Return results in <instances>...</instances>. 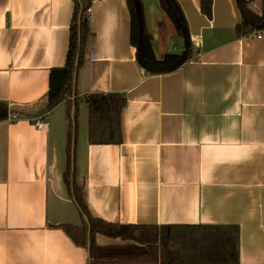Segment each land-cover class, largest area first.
Here are the masks:
<instances>
[{
	"label": "crops",
	"instance_id": "crops-1",
	"mask_svg": "<svg viewBox=\"0 0 264 264\" xmlns=\"http://www.w3.org/2000/svg\"><path fill=\"white\" fill-rule=\"evenodd\" d=\"M250 1L260 14L261 0ZM141 2L155 58L182 52L158 0ZM176 2L201 40L174 72L148 75L129 41L126 1L90 0L91 37L75 79V178L94 218L234 226L235 264H264V31L236 35L235 0H212L210 18L200 0ZM75 3L0 0V102L10 110L0 122V264H148L138 262L148 249L137 240L96 235L91 259L87 240L76 245L59 228L84 224L64 179L69 103L45 111ZM110 93L126 101L121 143L91 145L84 98Z\"/></svg>",
	"mask_w": 264,
	"mask_h": 264
},
{
	"label": "trees",
	"instance_id": "trees-1",
	"mask_svg": "<svg viewBox=\"0 0 264 264\" xmlns=\"http://www.w3.org/2000/svg\"><path fill=\"white\" fill-rule=\"evenodd\" d=\"M69 28L68 50L65 66L49 72L45 111L50 112L61 102L69 103L68 135L66 145V171L64 179L70 190L74 205L84 219L82 227L60 225L59 228L76 244L88 241V253L95 257L94 238L103 235L109 238L139 241L148 249V255L138 262L148 264H235L238 261V229L234 226L206 225H121L109 223L90 215L83 186L74 173V148L78 97L75 88L76 72L82 65L87 42L91 37L86 13L90 0H75ZM130 17V44L136 50V62L148 75L174 72L192 55L190 36L183 12L176 0H158L160 8L170 22L176 36L183 43L179 54L168 53L156 59L152 50L151 36L145 25L141 0H125ZM241 16L236 26L238 37L264 31V13H256L249 6L250 0H235ZM264 8V0H261ZM200 10L211 17L212 0H200ZM88 109V142L91 145H118L121 143L120 115L126 103L119 94H91L84 98ZM10 110L0 102V122L8 119ZM72 172V173H71ZM141 233V239L136 234ZM95 261V260H94Z\"/></svg>",
	"mask_w": 264,
	"mask_h": 264
},
{
	"label": "built area",
	"instance_id": "built-area-1",
	"mask_svg": "<svg viewBox=\"0 0 264 264\" xmlns=\"http://www.w3.org/2000/svg\"><path fill=\"white\" fill-rule=\"evenodd\" d=\"M250 9H251L252 11H255V6H254V5L251 6ZM90 12H91V9L88 8L87 11H86L88 17H89ZM256 38H257V39H260V38H261V35L258 34V35L256 36ZM200 40H201V39H200V37H198V36H194V35H193V36H190V42H191V43L200 42ZM34 127H35L37 130H39V131H47V129H48V122L46 121L45 117L42 118V119H38V120L35 121V123H34Z\"/></svg>",
	"mask_w": 264,
	"mask_h": 264
},
{
	"label": "rangeland",
	"instance_id": "rangeland-1",
	"mask_svg": "<svg viewBox=\"0 0 264 264\" xmlns=\"http://www.w3.org/2000/svg\"><path fill=\"white\" fill-rule=\"evenodd\" d=\"M258 13H259V12H258ZM260 13H264V8L260 11ZM177 39H178V38H177ZM177 41H178V45H179V46L177 47V48H178V49H177V52H179V50H180L179 48H180V45H181V40L178 39Z\"/></svg>",
	"mask_w": 264,
	"mask_h": 264
}]
</instances>
